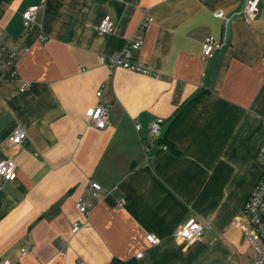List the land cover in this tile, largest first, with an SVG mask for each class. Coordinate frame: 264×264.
Wrapping results in <instances>:
<instances>
[{"label": "crops", "instance_id": "obj_1", "mask_svg": "<svg viewBox=\"0 0 264 264\" xmlns=\"http://www.w3.org/2000/svg\"><path fill=\"white\" fill-rule=\"evenodd\" d=\"M245 2L1 0L0 35L27 49L17 71L28 86L0 83V160L16 165L14 181L0 178V261L250 264L232 222L260 176L264 0L250 24L235 15ZM32 7L38 11L26 23ZM106 16L114 31L100 35L95 27ZM145 18L133 59L152 74L100 65ZM208 37L216 49L203 58ZM98 104L109 107L103 130L86 117ZM18 128L27 138L9 146ZM78 199L90 205L87 215ZM188 218L209 223L192 244L175 238Z\"/></svg>", "mask_w": 264, "mask_h": 264}, {"label": "built area", "instance_id": "obj_2", "mask_svg": "<svg viewBox=\"0 0 264 264\" xmlns=\"http://www.w3.org/2000/svg\"><path fill=\"white\" fill-rule=\"evenodd\" d=\"M260 0H246L242 9L237 11L235 15L241 19L245 24L252 23L259 12ZM37 7L28 9L23 14V20L30 23L34 20ZM216 18H220L227 23L226 19L220 11L214 13ZM148 19L145 18L139 25V33L128 41L126 46L120 52L110 55L101 56L100 65L108 66L113 69L122 68L134 73L143 75L152 74L151 71L144 65L138 63L133 59V52L138 51L143 43L142 32L147 26ZM114 22L109 16L103 18L95 31L100 35H109L114 31ZM216 49L215 41L208 37L202 43V57H209ZM27 52V49H20L18 45L12 40L6 39L0 35V83L20 81V91L23 92L27 86V81H21L18 76L17 65L21 56ZM97 98L102 96V89L96 93ZM109 107L103 104H98L95 107L89 108L86 112L88 124L94 126L98 130H103L108 124ZM163 125L162 119H157L150 124L149 134L152 138L156 139L161 134ZM139 130V125L135 126ZM27 136L23 129L18 128L8 139L9 146L22 145ZM157 147L163 151L167 150L166 145H159ZM255 160L260 168V176L255 183L253 189L248 195L241 214L234 219L232 226L240 230L243 241L250 250V264H264V139L261 142ZM0 178L3 181H14L16 179V165L12 160H0ZM89 187L96 193L102 190V187L90 181ZM78 211L83 214H88L90 205L78 199L76 202ZM209 228L208 222H201L197 218L186 219L177 229L175 238L187 244H192L200 239L205 230ZM80 229L79 223L73 225L72 232L76 233ZM152 243L157 240L151 237ZM28 253L25 249L21 250V255L26 256ZM0 264H11L8 259L0 261Z\"/></svg>", "mask_w": 264, "mask_h": 264}, {"label": "trees", "instance_id": "obj_3", "mask_svg": "<svg viewBox=\"0 0 264 264\" xmlns=\"http://www.w3.org/2000/svg\"><path fill=\"white\" fill-rule=\"evenodd\" d=\"M0 2H1V0H0ZM160 145V144H159ZM167 146V145H166ZM168 148V147H167Z\"/></svg>", "mask_w": 264, "mask_h": 264}]
</instances>
